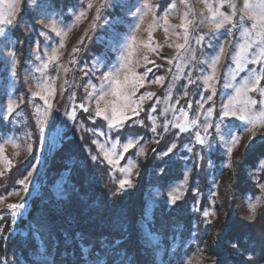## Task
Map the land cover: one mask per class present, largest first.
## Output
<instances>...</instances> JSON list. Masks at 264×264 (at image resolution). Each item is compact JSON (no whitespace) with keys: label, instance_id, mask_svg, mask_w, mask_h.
<instances>
[{"label":"rangeland","instance_id":"374dc122","mask_svg":"<svg viewBox=\"0 0 264 264\" xmlns=\"http://www.w3.org/2000/svg\"><path fill=\"white\" fill-rule=\"evenodd\" d=\"M148 2L153 5L150 10L144 8L146 0H44L43 9L26 8L22 14L27 37L20 39L17 27L8 29L11 45L0 52V197H3L0 214L12 220V235L21 234L19 242L29 243L31 247L25 252L17 248V242L9 245L8 253L0 255V264H54V255L48 253L50 240L55 243L72 240L64 223L47 225L46 222L49 217L66 211L67 189L75 162L84 165L90 174L95 203L123 202L129 206L135 201L133 196L140 200L135 214V232L139 237L141 264H221L224 251L229 256L224 264H264V223L257 226L254 234L240 236L235 232L221 245L217 241L221 224L229 217L227 198L234 161L256 137L264 134V122L259 119L260 112L264 111V79L255 92L241 88L254 72H264V67L252 63L259 49L254 48L251 53L241 51L251 41V37L244 35L243 26H226L210 41L206 38L205 46L197 44L198 36L208 33L211 23L204 0H188L191 11L181 0ZM209 2L217 6V11L231 14L227 3L220 8L219 0ZM90 3L91 8L88 7ZM171 3L176 4L175 10L171 9ZM232 3L236 4V19L239 20L244 0H232ZM137 9L147 11L143 22ZM165 9L168 10L167 25L162 19ZM98 10L100 18L97 20ZM185 11H189V19L194 21L189 29L191 52L175 47L184 42L181 36L175 35L183 29L174 26L183 22ZM202 19L205 22L200 24ZM51 20H55L66 35H57L43 27ZM166 26L168 31L164 30ZM45 32L46 35L42 34ZM132 35L135 41L129 40ZM150 39L154 51L146 47ZM3 40L4 37H0V42ZM209 43L211 47L207 46ZM126 44L135 50L127 60L122 59ZM221 46L225 51L213 71L211 58L219 55ZM13 50L15 58L6 55ZM53 50L59 60L37 71L43 68ZM114 69L119 70L118 77L122 81L125 77L131 81L140 76L145 81L143 87L137 85L125 90L135 93L131 98L132 107L139 103V114L128 111L130 119L123 127H109V120L95 114L99 91L109 90L104 77ZM213 75L215 78L211 79ZM157 77H164V80L152 83ZM190 78L195 83L189 84ZM248 87H252L251 81ZM146 93L154 95L139 101ZM246 99L261 101L255 106L249 104L253 124L241 120L239 115L223 116L222 105L231 103L239 111L241 102ZM10 101H15V106L8 115L6 107ZM103 103L101 101V105ZM42 120L47 122L43 129ZM221 120H224L223 125ZM176 124L187 130L181 131ZM208 124L221 125V128L232 129L234 135H241L240 144L232 152L231 168L228 167L230 145L220 140L221 133L215 127L207 128ZM197 133L205 137L210 148L197 142ZM129 139L139 143L124 152L123 145ZM225 139L230 138L225 136ZM161 140L166 141L164 147L155 155L153 166L145 174L153 145ZM65 143L68 147L59 153ZM173 144L176 145L173 152L162 156ZM140 147L144 148L143 154L139 152ZM105 151L119 161L118 166L108 163ZM198 156L204 159L197 160ZM209 159L211 165L207 162ZM261 159L264 154L245 165V177L236 194L239 216L245 224L259 222L257 219L264 207V189L258 186L264 183V169L259 167ZM8 160L12 161L11 165ZM133 163L137 165L131 173L133 187L113 196L119 181L126 175L118 168H127ZM162 167L163 174L159 172ZM164 174L167 179L162 185ZM21 180L25 183H20ZM177 187H180L181 199L172 203L168 193ZM137 190L140 193L134 195ZM38 194L43 198L41 212L29 226H20L19 220L27 216ZM257 200V212L251 219L248 205ZM9 204H22L23 207L11 209ZM204 210L214 211L215 215L209 217L211 223L203 222ZM123 218L127 239L133 233L130 225L134 218L129 212ZM80 236L85 253L82 261L91 264L86 242L92 245L98 236L92 232ZM125 256L124 253L120 260ZM131 256L133 252L128 254Z\"/></svg>","mask_w":264,"mask_h":264},{"label":"snow or ice","instance_id":"6c2138e0","mask_svg":"<svg viewBox=\"0 0 264 264\" xmlns=\"http://www.w3.org/2000/svg\"><path fill=\"white\" fill-rule=\"evenodd\" d=\"M207 10L209 12V17L211 20V23L209 24V32L206 34H201L198 36L196 43L200 44L201 46L204 45L205 39L211 40L212 36L215 34L219 33L222 29H225L226 26H229L231 28H236L239 26H243L242 31L244 35L251 37V41L247 43L242 49V52H249L251 53L254 48H258L259 51L256 53V58L252 61L253 64L255 65H260L264 67V0H258V3L254 4L253 0H244V6L242 9V13L239 17V20L236 19V4L232 3V0H219V7L223 8L224 4L227 3L228 7L231 9V14H228L223 11H217V6L214 5L213 3L209 2V0H204ZM181 3L184 4L186 9H189L191 11V7L188 3V0H181ZM104 5L102 4L101 7ZM45 7L44 0H11V2H8V0H0V37H4V40L0 42V52H3L5 48H7L9 45H11V39L8 37V29L10 27H23L22 22L24 21L23 13L26 8H29L31 10H36V9H43ZM89 8L93 7V5L90 3L88 5ZM153 7L151 3L146 0V3L144 5V8L147 10H150ZM170 7L172 10L176 9V4L171 3ZM189 11H185L183 13V22L179 25H175L174 27L183 29V32H177L175 35L181 36L183 39V43H177L175 47L180 50L188 49L189 52H191L190 44H189V29L190 26L193 25L194 21L189 19ZM137 12L140 14L139 19L141 22H143V17L147 15V11H142L141 9H137ZM84 13H81V16H83ZM100 14L99 10L97 11V15L95 19H99ZM162 19L165 22V25L168 24V10L165 9L164 15ZM205 21L204 19L200 20V24H203ZM95 25H93L94 27ZM43 27L46 28V30H50L51 32L56 33L57 35L64 34L62 33V29H59L57 26V22L55 20H51L49 24L44 25ZM136 28H139V24L136 25ZM165 31H168L167 26L164 29ZM46 35L47 33H42ZM149 36L151 37V31L149 32ZM130 41H135L136 37L135 35H132L129 38ZM151 45V39L148 42V45L146 47H149L150 50L154 51L155 49L150 47ZM64 45L61 43L60 47H63ZM208 47H211V43L207 45ZM14 47V46H13ZM126 48V53L122 57V59L127 60L128 57L134 52V49H131L130 44L125 45ZM128 49H131L129 51ZM73 51H78V49H73ZM225 49L223 46H221L218 49L219 55H215L214 57L211 58V64H212V69L213 71L215 70L216 66L219 64L220 60V55H223ZM7 56L9 57H16V51H9L6 53ZM179 58V54L177 56ZM193 60L195 59V56L192 57ZM147 59V57H145ZM167 59V58H166ZM59 60V55L57 54L56 50H53L52 54L47 57V59L43 63V68H38L37 71H42L43 69H47L49 67V64L52 63L53 61ZM14 62H17L14 60ZM151 63V61H149ZM206 64L208 63L207 61L205 62ZM204 69H201L203 71ZM67 71V69H65ZM118 69H114L112 72H109L104 79L108 81L109 85V90L104 91L101 89L98 93V99L96 100V112L95 114L97 116H102L104 119L109 120V127H123L126 121L130 119L128 116V111H131L133 115H138V108H139V103L136 104L135 107H132V101L131 98L132 96L135 95L134 92L128 93L125 90L132 87L135 88L137 85L139 87H143L145 84V81L142 76H140L139 79H133V80H128L127 77L122 81L118 77ZM150 71V70H149ZM251 71V69H250ZM137 74H134V76ZM215 76L213 75L211 79H214ZM264 79V72H260L257 70V72H254L252 77L244 81V84L241 85L242 89H245L247 91H252L255 92L257 91L258 85L260 84L261 80ZM164 80V77H157L155 80L151 81L152 83H161ZM251 81L252 87L249 88V82ZM67 83V81H65ZM189 84L195 83L191 78L188 80ZM114 85V87H112ZM237 92H240V89H237ZM53 94L50 92V95ZM185 95H188L187 92L184 93ZM37 96L40 95L39 92L36 93ZM154 93H146L145 95H142L139 97V101H143L146 99L148 96H152ZM111 96L112 99H105L106 97ZM101 101H104L103 105H101ZM123 101V103H121ZM47 98H45V103H47ZM261 103V101L257 100H251V99H246L241 102V109L238 111L235 106L228 104V105H222V111H223V116L225 118L227 117H235L239 115V118L244 121H248L249 124H253L254 122V117L251 115V110L249 109V104L255 106L257 104ZM14 106H15V101H10L6 107V112L8 115H11L12 112L14 111ZM51 105L49 104V108ZM81 107H84L81 105ZM87 110V109H85ZM155 111V109H153ZM165 111H167L165 109ZM209 114H211L212 109H208ZM37 112H40V109L37 108ZM47 115V111L44 113ZM187 115V114H185ZM75 118L74 115V110H73V119ZM259 119L264 122V111L260 112ZM197 123L199 122L198 120L196 121ZM46 120L41 121V129L46 125ZM142 123V122H141ZM169 124L171 121L168 122ZM224 124V120H221V125ZM221 125H212L208 124L206 125L207 128H212L215 127L216 131L218 133H221L220 135V140L223 141L226 144H229L230 147L228 148V167L231 168L232 166V152L236 145L240 144L241 141V135L240 134H233L232 129L230 128H221ZM176 128L180 129L181 131L187 130L183 125L181 124H176ZM153 132L156 131V128L152 129ZM165 131H167V128L165 127ZM225 136L229 137L230 139H225ZM197 142L200 145H204L206 147H211V145L208 143V141L205 139V137L201 136L199 133H197ZM139 142L134 140V139H129L127 143L123 145V151L127 152L131 148L137 147V144ZM102 150H103V146ZM176 145L173 144L171 147L168 148L167 151L162 153V156H168L170 153L173 152L175 149ZM250 147V145H249ZM2 151V149H0ZM29 151H31V148H29ZM140 154L144 153V148L140 147L139 150ZM105 157L108 159L109 164H113L118 166L119 161L112 159L109 155L108 152H104ZM123 157H121L122 159ZM93 160L97 159V157H92ZM203 156H198L197 160H203ZM208 164L211 165L212 161L209 159ZM7 163L11 165L12 161L8 160ZM134 163L129 165L127 168H118V170L122 173H125V177L121 179L118 183L117 190L112 193L113 196L119 195L121 192H126L129 188L133 187V180L131 177V173L134 167H136ZM259 167L264 169V159H261L259 161ZM165 169L162 167L159 169V172L163 174ZM190 171V170H189ZM31 173H29L30 175ZM2 175V173H0ZM20 183L24 184L25 181L21 180ZM259 188L264 189V183H260ZM195 191H199V189H195ZM168 196L170 198V201L172 203H176L178 200L181 199L180 195V187H177L173 189L172 192L168 193ZM3 197H0V200H2ZM259 200L254 203H250L248 205L250 211H251V219H254L255 214L257 212V206H258ZM9 208L11 209H18L22 208V204H9ZM15 215V212H13V216ZM215 213L214 211H209V210H204L203 211V217L204 223H211V220L209 217L214 216ZM238 247V245H236ZM248 259H251V255H249Z\"/></svg>","mask_w":264,"mask_h":264},{"label":"trees","instance_id":"16d2710c","mask_svg":"<svg viewBox=\"0 0 264 264\" xmlns=\"http://www.w3.org/2000/svg\"><path fill=\"white\" fill-rule=\"evenodd\" d=\"M17 31L20 39L25 38L26 33L24 27H17ZM27 37V36H26ZM159 142V144L153 145V150L147 164L145 167V174L148 169L153 166V161L155 160V155L164 147V143ZM68 144L65 143L62 148H60L59 153L66 150ZM264 154V134L256 137L250 147H246L241 154L234 161L231 174L232 177L229 182L230 194L227 198V211L229 217L221 224L219 236L217 241L224 243L226 239L233 237L235 232L240 234V236L247 235L249 232H254L257 226L263 225L264 221V207L261 209L260 217L257 220H262V222H250L251 224H245L241 221L239 216L238 203L236 199L237 191L242 186L244 175H245V165L253 161L257 156ZM72 181L67 189V204L66 211H61L57 213L55 217H49L46 224L50 225L53 223H64L68 228L70 235H72V240H60L55 243L54 240H50L51 244L48 246V253L53 256L54 264H85L82 261L85 253H83V248H81V236L89 233H94L98 240H96L92 245L88 242L87 248L89 249L86 254H89L91 264H130L139 262L138 256L140 255V250L138 249L139 237L135 232L136 221L135 214L138 211L140 200L135 196L132 197L130 203L132 205L126 206L123 202H111L103 204L100 202L95 203V198H92L93 192L91 190L90 174L87 168L79 162L74 163V169L72 172ZM167 175L164 174L161 178L165 184ZM99 189V188H98ZM99 192V191H98ZM140 193V190L134 195ZM104 195V194H103ZM108 198L104 197L107 201ZM123 201V200H122ZM138 203V204H137ZM124 204V205H123ZM43 206L42 195L38 194L32 200V205L28 211L27 216L22 217L19 220V225L27 227L30 222L35 219V217L41 212ZM141 211V210H140ZM130 213L132 215V224L130 225L131 231L133 232L130 237L125 239L126 235L123 230V216L125 213ZM253 224V226H251ZM12 220L5 219V217L0 214V255H6L8 253L9 245L17 242V248L21 250L30 249L29 243L25 244L19 242L22 237L21 234L12 235ZM125 239V240H124ZM87 241V240H86ZM25 244V245H24ZM221 245V244H220ZM133 252L134 256L128 257V254ZM126 256L123 260L120 257L123 254ZM227 251L223 253V260L221 264H224L229 259L227 256ZM7 257V256H6Z\"/></svg>","mask_w":264,"mask_h":264}]
</instances>
